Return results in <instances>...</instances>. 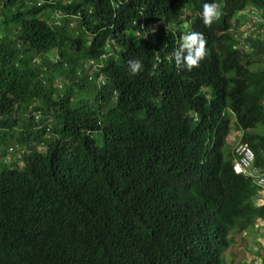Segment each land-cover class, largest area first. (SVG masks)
Wrapping results in <instances>:
<instances>
[{
	"label": "trees",
	"instance_id": "1",
	"mask_svg": "<svg viewBox=\"0 0 264 264\" xmlns=\"http://www.w3.org/2000/svg\"><path fill=\"white\" fill-rule=\"evenodd\" d=\"M215 2L0 0V264H227L264 222L224 140L231 112L264 172V65L229 32L264 0L197 17L199 67L172 58L181 9Z\"/></svg>",
	"mask_w": 264,
	"mask_h": 264
},
{
	"label": "clouds",
	"instance_id": "2",
	"mask_svg": "<svg viewBox=\"0 0 264 264\" xmlns=\"http://www.w3.org/2000/svg\"><path fill=\"white\" fill-rule=\"evenodd\" d=\"M57 0H37V6L42 4H52ZM72 0H66V3L70 4ZM224 5V0H219V2L215 3H205L203 4L202 11L197 10L193 3H187L181 9V15L178 17L176 22H173L171 26L180 27V37H177V42L179 43L178 47L173 51L172 58H174L175 64L177 67H185L189 71H191L194 67H199L200 61L203 60L206 56V39L204 34L201 32H196L195 22L197 17L203 19V23L206 27H210L213 22L219 19L221 15V9ZM63 16H70L68 14L63 13L57 9H54L52 13V17L57 21V18H62ZM235 16L234 24L231 23V18ZM72 18L79 17V14L71 15ZM229 20V32L231 33L233 42L232 49L242 53L245 57L253 55L252 59L257 60L252 64L253 67H261L264 65V13L263 10L255 5H248L242 9L236 11ZM146 36L147 29L143 30ZM136 34H140L139 31L135 32ZM129 69L133 74L139 73L143 64L139 59H130L128 61ZM155 67V66H154ZM154 74V73H153ZM100 82V81H99ZM206 92V88H204ZM206 98L209 100L210 93L206 94ZM264 105V100H263ZM230 117V131H234L237 136V141L230 145V150L232 154L231 158V167L232 160L234 157V148L239 143H246L241 140L242 130L235 129L233 126L234 115L231 113ZM229 134V133H228ZM227 136L224 138L225 143L229 145L226 141ZM247 144V143H246ZM248 145V144H247ZM249 146V145H248ZM251 149V147L249 146ZM253 153V161L252 165L248 170L247 174L235 173L233 168V172L238 175H242L246 178H249L252 183L258 188L257 196L254 197L253 201L256 205H264V188L257 184L258 178L264 174L258 168L254 167V152ZM264 228V222L258 221L254 225V230H260ZM251 229V228H250ZM249 230V229H248ZM246 232V231H244ZM263 245V244H262ZM259 259V260H258ZM257 260H253L252 264H264L261 258Z\"/></svg>",
	"mask_w": 264,
	"mask_h": 264
},
{
	"label": "rangeland",
	"instance_id": "3",
	"mask_svg": "<svg viewBox=\"0 0 264 264\" xmlns=\"http://www.w3.org/2000/svg\"><path fill=\"white\" fill-rule=\"evenodd\" d=\"M235 16L231 18V23L234 24ZM98 81H103L101 76ZM226 141L231 145L237 141V136L234 131H230ZM264 244V228L259 233L254 230L233 234L230 246L224 252V258L227 264H252L253 260H257L256 252L259 247ZM259 260V259H258Z\"/></svg>",
	"mask_w": 264,
	"mask_h": 264
},
{
	"label": "built area",
	"instance_id": "4",
	"mask_svg": "<svg viewBox=\"0 0 264 264\" xmlns=\"http://www.w3.org/2000/svg\"><path fill=\"white\" fill-rule=\"evenodd\" d=\"M234 157L232 160V168L235 173L247 174L252 165L253 153L246 143H239L234 148ZM257 184L264 188V174L257 181Z\"/></svg>",
	"mask_w": 264,
	"mask_h": 264
}]
</instances>
